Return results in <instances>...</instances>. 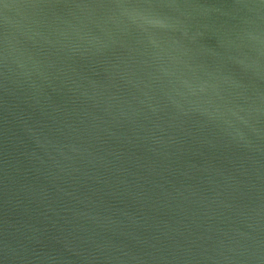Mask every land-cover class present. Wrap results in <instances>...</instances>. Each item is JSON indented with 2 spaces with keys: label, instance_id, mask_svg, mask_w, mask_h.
Listing matches in <instances>:
<instances>
[{
  "label": "water",
  "instance_id": "1",
  "mask_svg": "<svg viewBox=\"0 0 264 264\" xmlns=\"http://www.w3.org/2000/svg\"><path fill=\"white\" fill-rule=\"evenodd\" d=\"M0 264H264V0H0Z\"/></svg>",
  "mask_w": 264,
  "mask_h": 264
}]
</instances>
